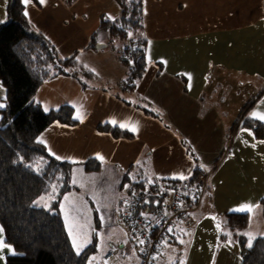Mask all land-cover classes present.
Returning a JSON list of instances; mask_svg holds the SVG:
<instances>
[{
  "label": "crops",
  "instance_id": "1",
  "mask_svg": "<svg viewBox=\"0 0 264 264\" xmlns=\"http://www.w3.org/2000/svg\"><path fill=\"white\" fill-rule=\"evenodd\" d=\"M142 2L148 63L130 89L122 87L129 68L107 46L109 34L97 36L101 48L91 43L103 15H121L117 0H78L71 6L22 0L28 19L60 56L75 55L87 71L53 77L40 87L36 100L43 108L69 105L76 123L55 121L38 141L51 156L74 164L72 181L87 184L90 178L115 180L130 188L138 180H186L196 167L211 169L195 226L177 224L159 264H243L241 232L230 228L228 216L248 214L243 233L250 241L264 236V137L241 122L250 117L264 124V0ZM7 9L8 0H0V24L8 20ZM6 97L0 80V109ZM104 125L132 137H116ZM92 159L100 166L88 171L84 163ZM73 191L61 202L66 228L65 212L74 209L64 200ZM124 247L121 241L118 248ZM12 253L0 223V264ZM139 263L137 252L123 264Z\"/></svg>",
  "mask_w": 264,
  "mask_h": 264
},
{
  "label": "trees",
  "instance_id": "2",
  "mask_svg": "<svg viewBox=\"0 0 264 264\" xmlns=\"http://www.w3.org/2000/svg\"><path fill=\"white\" fill-rule=\"evenodd\" d=\"M63 1L71 6L78 0ZM117 2L122 8L121 15L114 20L103 15L91 43L98 48V34L101 31L109 34L107 46L114 48L128 66L129 81L124 85L132 89L135 84L131 81L140 79L148 63L143 2ZM7 15L8 20L0 24V80L7 89L5 105L0 109V223L14 253L7 256L6 264H87L94 248L89 246L76 252L61 210L64 195L76 188L72 184L74 164L51 156L38 141L40 133L55 121L76 123L74 110L64 105L46 111L36 100L38 90L49 79L61 75L77 77L86 70L75 55L60 56L28 19L22 0H8ZM128 83L131 85L126 86ZM144 109L149 115L162 118L156 109ZM241 122L253 128L257 138L264 137V124L260 121L245 117ZM100 128L116 137H132L128 131L110 125ZM84 164L88 171L100 166L93 159ZM198 175L196 167L187 181L193 184ZM151 182L156 180L134 181L130 188L142 190ZM248 219V214H230L229 226L241 232L243 264H264V236L250 241L243 233Z\"/></svg>",
  "mask_w": 264,
  "mask_h": 264
},
{
  "label": "built area",
  "instance_id": "3",
  "mask_svg": "<svg viewBox=\"0 0 264 264\" xmlns=\"http://www.w3.org/2000/svg\"><path fill=\"white\" fill-rule=\"evenodd\" d=\"M198 168L199 175L193 184L187 179H171L151 182L142 190L133 187L127 192L122 220L133 234L140 264H159L178 222L188 229L196 224L192 215L204 202L212 172L204 166ZM121 252L118 247L109 248L103 263H118Z\"/></svg>",
  "mask_w": 264,
  "mask_h": 264
},
{
  "label": "rangeland",
  "instance_id": "4",
  "mask_svg": "<svg viewBox=\"0 0 264 264\" xmlns=\"http://www.w3.org/2000/svg\"><path fill=\"white\" fill-rule=\"evenodd\" d=\"M98 36L104 34L100 33ZM88 180L87 184L74 178L72 184L78 190L73 189V193L67 195L64 200L68 210L74 209L65 212L67 229L74 249L81 252L93 246L94 250L89 254L87 264H104L102 258L105 252L109 248L118 247L122 241L125 247L121 248V260L116 264L131 262L137 257L138 249L131 230L122 220L125 210L122 198L130 190V185L119 186L115 180H96L94 183L91 178ZM194 226L195 224L191 228ZM166 254L165 252V258ZM165 258L162 257L161 261Z\"/></svg>",
  "mask_w": 264,
  "mask_h": 264
},
{
  "label": "snow or ice",
  "instance_id": "5",
  "mask_svg": "<svg viewBox=\"0 0 264 264\" xmlns=\"http://www.w3.org/2000/svg\"><path fill=\"white\" fill-rule=\"evenodd\" d=\"M28 2V0H25V3H27ZM41 2H43V0H41ZM25 14H27V13H25ZM255 115V114H254ZM42 143H43V141H41ZM58 159H59V157H57ZM250 210V209H249Z\"/></svg>",
  "mask_w": 264,
  "mask_h": 264
},
{
  "label": "water",
  "instance_id": "6",
  "mask_svg": "<svg viewBox=\"0 0 264 264\" xmlns=\"http://www.w3.org/2000/svg\"><path fill=\"white\" fill-rule=\"evenodd\" d=\"M97 47H98V48H101L102 46H101V44H98Z\"/></svg>",
  "mask_w": 264,
  "mask_h": 264
},
{
  "label": "bare ground",
  "instance_id": "7",
  "mask_svg": "<svg viewBox=\"0 0 264 264\" xmlns=\"http://www.w3.org/2000/svg\"><path fill=\"white\" fill-rule=\"evenodd\" d=\"M126 86H127V84H126ZM122 87H125V85H124V84H122Z\"/></svg>",
  "mask_w": 264,
  "mask_h": 264
}]
</instances>
